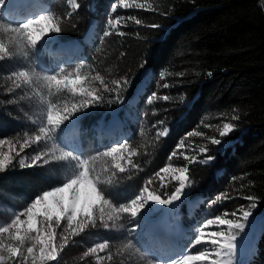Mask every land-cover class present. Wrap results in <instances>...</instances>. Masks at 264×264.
Listing matches in <instances>:
<instances>
[{"label": "trees", "instance_id": "16d2710c", "mask_svg": "<svg viewBox=\"0 0 264 264\" xmlns=\"http://www.w3.org/2000/svg\"><path fill=\"white\" fill-rule=\"evenodd\" d=\"M37 1H42L47 11L61 16L70 9L66 0ZM78 2L81 8L73 19L63 21V31L53 34L51 41L45 38L35 55L14 34L0 29V40L13 53L11 59L0 62V138L11 141L10 145H25L21 159L26 164L32 162L37 151L45 153L37 166L20 168L19 159L0 173V201L14 200L27 205L44 190L75 174V162L61 159L62 148H68L69 144L88 156L127 139L137 152L132 159L140 167L128 166V172L119 174V181L113 178L111 185H103L106 192L115 189L110 195L116 202L129 201L144 187L166 196L178 182L161 169L188 167L187 196L174 201L170 210L159 206L150 225L159 228L165 216L169 236L178 240L182 250L187 247L190 254L196 255L207 245L190 243L195 228L217 215L236 219L231 216L233 211L239 216L240 209L251 210L250 205L255 203L249 226L237 237L236 261L264 264V0H127L143 3L144 9L118 5L116 13H110L114 0ZM110 14L125 18L119 30L126 35H112L99 43ZM129 16L139 18L141 24L128 20ZM89 19L94 25L85 43ZM0 22L18 21L0 16ZM73 41L80 47L77 60L55 62L50 50ZM78 61L87 62L82 71L90 76L99 73L110 87L113 79L126 78L129 83L122 93L123 102L89 107L76 113L79 119L75 123L65 122L52 140L42 139L38 145L27 143L28 137L35 135L45 121L49 99L46 81L40 77L32 85L14 89L3 74L31 69L37 64L49 72L58 66H76ZM145 73H150L147 80ZM165 83L169 86L163 87ZM141 84L143 88L131 107L129 102ZM92 85L106 99L115 101V94L104 93L98 81ZM153 96L152 104H148L147 100ZM164 96L168 99L164 100ZM51 99L62 108L79 97L63 90ZM126 111L130 112V119L124 116ZM114 118L121 121L120 131L112 130V135L107 134L109 131L102 132ZM224 123L233 124L234 130L221 137ZM164 129H167L164 136L157 135ZM193 132L199 134L191 135ZM213 138L222 143L213 145ZM201 147L207 151L200 153ZM185 155L189 161L184 159ZM208 157L214 159L199 163ZM110 160L94 161L97 172L110 167ZM194 197L200 200L187 212V203ZM225 211L228 217H224ZM124 217L122 221L129 226L131 218L127 214ZM124 237L110 235L112 242L119 241L116 247L109 248L114 257L111 264H146L149 256L154 257L142 239H136L133 233ZM128 240L133 241L132 246L123 247ZM137 245L143 252L137 250ZM48 264L109 262L82 257L57 259Z\"/></svg>", "mask_w": 264, "mask_h": 264}, {"label": "snow or ice", "instance_id": "6c2138e0", "mask_svg": "<svg viewBox=\"0 0 264 264\" xmlns=\"http://www.w3.org/2000/svg\"><path fill=\"white\" fill-rule=\"evenodd\" d=\"M70 5V9L66 15H57L54 12L47 11L37 15H29L18 22L3 23L0 22V29L6 33H12L16 38L23 42L26 49H31L33 55L37 52L38 45L45 38L52 40L53 34H60L62 22L72 20L74 13L81 8L78 0H66ZM9 0H0V10L5 9ZM118 5L128 9L135 7L144 9L143 3H128L127 0H114L110 5V13H116ZM123 16L109 15L106 21V29L102 32L99 43L104 42V38L112 35L125 36L126 33L119 30L124 25L121 21ZM128 20H134L136 25L141 24L139 18L129 16ZM75 27V25H72ZM156 28L159 25H151ZM115 30V31H114ZM13 56L9 45L0 40V62L11 59ZM25 58L28 53L25 52ZM86 61H78L76 66H58L54 71L46 72L39 67L31 69H21L11 73L3 74L12 82L14 89H21L22 86L32 85L35 79L40 77L46 81L47 86V110L44 123L36 130L35 135L28 137L27 143L39 144L44 140H52L53 134L61 129L65 122L75 123L79 117L76 113L87 110L89 107L101 106L102 104H111L113 102L122 103V93L126 90L129 81L125 78L113 79L110 87L103 77L96 73L95 75L86 74L82 71L85 68ZM144 67V64H141ZM146 74V73H145ZM93 81H98L103 86V92L115 94V101L111 98H105L99 88L92 85ZM165 83L163 87H168ZM55 89V92L52 89ZM63 90H67L73 97L78 96L79 99L71 105L65 103L61 108L51 97L55 96ZM153 97L147 100L148 104H152ZM164 100L168 96L163 97ZM7 103V102H6ZM234 130L231 123H224L223 130L220 131L221 137L227 136ZM167 129L157 133L164 136ZM193 132L191 135H198ZM5 143H11L9 140L0 138V147ZM213 145H220L221 140L213 138ZM206 148L201 147L200 153H205ZM62 160L74 161L76 168L75 174L69 175L67 179L49 190H44L42 194L32 199L27 206L19 210L9 222L0 226V264H48V262L57 261L60 252L69 244V233L72 237L79 236L89 227L95 229L102 227L106 231H115L117 222L125 219L124 214L130 217V227L126 229L127 233H136L142 228V221L151 222L157 214L154 210L155 206H163L164 209L170 210L174 206V201H180L181 196H187L185 189L189 187V168L188 167H164L161 169L164 173H171L172 179L178 182V186L174 187L166 196L157 194L155 190L144 187L135 194L127 202H116L110 195L114 188H110L107 192L103 185H111L113 178L119 181V174L129 171L131 166L133 169L140 167L139 163L133 161L132 157L137 152L131 148L130 141L127 139L119 142L107 149L98 151L95 154L85 156L81 152H77L73 148H62ZM20 155L19 152L16 153ZM45 153L37 151L32 156V162L26 164L24 159L18 161L20 168H32L37 166V162L43 160ZM176 155V153H173ZM103 158H111L110 167H105L101 172H97L93 162ZM189 161L187 155L184 156ZM214 157H208L207 160H200L199 163H208ZM10 166H14V158L11 152L0 153V173L9 170ZM159 173H157L158 175ZM107 177V179H105ZM152 183L151 180L148 181ZM219 197H217L218 199ZM252 200V197H245ZM256 204L252 203L250 208H255ZM241 215H237L236 211L231 216L237 217L222 218L217 215L215 219H207L202 228H199V234L194 235L190 241L195 245L210 244V249L198 251V254H190L188 248L182 250V254L171 256L166 260L159 257L147 258L146 264H196V262H204V264H237L236 256L239 248L238 234L245 233L246 227L249 226V218L252 216L251 210L240 209ZM229 213L224 212V217H228ZM107 217V218H105ZM66 222V227L60 229L61 223ZM210 225L227 226V230H212L207 234L205 229ZM124 228V224L119 225ZM58 239L61 243H57ZM110 241L103 240L94 246L87 248L84 256L97 255V259H106L109 264L113 261V253L109 250ZM133 244L132 240H128L123 247L128 248ZM28 245L27 247H25ZM137 250L143 252V249L137 245ZM103 253V256L98 254ZM143 258V257H142Z\"/></svg>", "mask_w": 264, "mask_h": 264}, {"label": "rangeland", "instance_id": "374dc122", "mask_svg": "<svg viewBox=\"0 0 264 264\" xmlns=\"http://www.w3.org/2000/svg\"><path fill=\"white\" fill-rule=\"evenodd\" d=\"M22 2H24V4H25L24 8L16 10V11L11 10L12 5L19 4ZM17 11H19V12H17ZM42 12H46V11H44V10H42V8H40V5H39L37 0H9L7 7L5 9L0 10V16H2L4 18L11 17V18L17 19L19 21L26 16L37 15V14H40ZM65 47L66 48H64V49L67 51L66 52L67 54H69L68 51H70V54L68 56L73 57L74 56L73 52L76 51V49H77L75 42L68 43V45ZM63 55H66V54H63ZM51 56L55 62H58L59 60H61L60 55H51ZM58 58H59V60H58ZM63 61L64 60H62V62ZM147 79H148V76L145 77V80H147ZM112 129L120 131V120L118 118H114L111 121V124L108 127V130L111 131ZM24 147H25V145H23V144H19V145L14 146V145H10L9 143H5L3 145V147H0V153H5V152L10 151L11 155L14 158V162H15V161H18L19 159H21L23 157V155L25 153ZM69 147H70V144H69L68 148ZM17 152L20 153L19 156L16 155ZM166 174L172 177L171 173H166ZM197 200L198 199L195 198L190 203V205H194V202ZM26 206L27 205L22 204L18 201H14V200H11L8 202H1L0 201V226L9 222L10 219L13 218L14 215L17 214L19 210L24 209ZM152 207H155L154 208L155 211L159 208V206H155V205H152ZM105 218H107V217H105ZM148 222L149 221L146 218L145 221L141 222V224H142L141 230L136 232V233H133V235L135 236L136 239H139V240L142 239V242L150 243L148 246V250L153 255H155V253H162L163 255H165L167 257L166 259H168L169 256H178V255L182 254V247H181L180 243L178 242V240L175 238H172L171 242L165 241V240H163L162 242H159V243L157 242L156 246L159 249H156L158 251L155 252L153 249V245H154L153 242L154 241L148 234L149 230L153 227ZM120 224H124V228H120L119 227ZM130 226L131 225L128 226L123 221H118L117 222V228L115 231H106L102 227H97L95 229L89 227L88 229L85 230V232L81 233L79 236L72 237L69 233V244L67 247H65L60 252V254L58 256V260H64L67 258H82V257H92V258L97 259V255L84 256V253L87 250V248L94 246L96 243L101 242L103 240H108V241L112 242L110 235H126V229ZM64 227H66V222L61 223V226H60V228L57 229V232L60 233V229L64 228ZM161 228H162V230H164V232H165V230L168 229V223L166 221L165 216L162 217ZM212 230H224V231H226L227 226L210 225L207 229H205V233L207 234L209 231H212ZM197 233L199 234V231H197ZM161 234H163V235H161V237H164L165 234L164 233H161ZM57 243L59 244V243H61V241L58 239ZM117 243H114V242L110 243V247H116ZM27 246L28 245H26L25 247H27ZM211 247L212 246L210 244H207L206 248L210 249ZM155 257H157V256H155ZM197 263L198 264H204V262H197ZM29 264H30V261H29Z\"/></svg>", "mask_w": 264, "mask_h": 264}, {"label": "bare ground", "instance_id": "6f19581e", "mask_svg": "<svg viewBox=\"0 0 264 264\" xmlns=\"http://www.w3.org/2000/svg\"><path fill=\"white\" fill-rule=\"evenodd\" d=\"M26 2V1H25ZM28 4V3H27ZM24 6H25V4H24V2H22V3H19V4H14V5H12V11H16V10H19V9H22V8H24ZM69 53H70V51H68ZM77 59L75 58H72V60H64L65 62H70V61H76ZM197 199H198V197H196ZM195 199V198H194ZM256 209V207L255 208H252L251 209V212L252 211H254ZM253 213V212H252ZM158 232H152V234H154V235H156ZM161 235H163V234H161ZM165 236V235H164Z\"/></svg>", "mask_w": 264, "mask_h": 264}]
</instances>
